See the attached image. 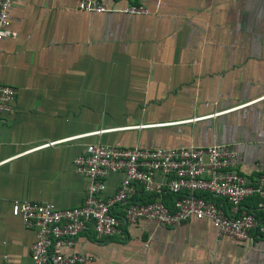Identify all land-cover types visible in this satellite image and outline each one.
<instances>
[{"label": "crops", "instance_id": "crops-1", "mask_svg": "<svg viewBox=\"0 0 264 264\" xmlns=\"http://www.w3.org/2000/svg\"><path fill=\"white\" fill-rule=\"evenodd\" d=\"M100 1L108 10L81 11L75 0L11 2L16 36L0 39V84L17 92L0 113V264H31L34 230L11 214L13 199L83 202L88 179L71 163L87 143H224L248 182L264 176V0ZM129 4L149 12H124ZM66 137L74 138L44 145ZM120 179L108 175L106 193ZM240 207L264 221L259 194ZM119 222L120 235L89 228L72 250L86 264H264V235L217 237L207 218Z\"/></svg>", "mask_w": 264, "mask_h": 264}, {"label": "built area", "instance_id": "built-area-1", "mask_svg": "<svg viewBox=\"0 0 264 264\" xmlns=\"http://www.w3.org/2000/svg\"><path fill=\"white\" fill-rule=\"evenodd\" d=\"M75 1L81 11L108 10L100 0ZM11 2L0 0V39L16 36L9 28ZM123 11L149 12L142 4H129ZM16 92L14 86L0 84V113L11 110ZM235 156L232 146L224 143L159 148L87 143L71 163L75 173L88 179L81 204L59 208L48 201L13 199L10 212L34 230L29 247L31 264H86L88 257L72 250L77 235L89 228L103 238L120 235L119 217L125 223L149 219L165 226L207 218L217 237L251 241L257 234L264 235V221L240 204L254 194L264 197V176L248 182L235 169ZM112 173H120L121 179L106 193V178ZM165 192L176 195L171 206L160 198ZM151 194L158 197L148 198ZM207 196L222 198L228 207L224 209ZM116 207L121 209L120 216Z\"/></svg>", "mask_w": 264, "mask_h": 264}, {"label": "trees", "instance_id": "trees-1", "mask_svg": "<svg viewBox=\"0 0 264 264\" xmlns=\"http://www.w3.org/2000/svg\"><path fill=\"white\" fill-rule=\"evenodd\" d=\"M175 197H176L175 194L165 192L162 195V201L164 202L165 205L171 206ZM148 198H150V197H148Z\"/></svg>", "mask_w": 264, "mask_h": 264}]
</instances>
